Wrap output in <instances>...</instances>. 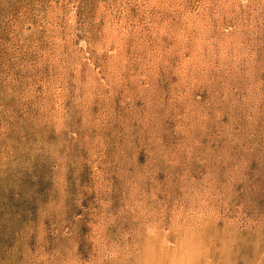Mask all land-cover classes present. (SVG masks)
I'll use <instances>...</instances> for the list:
<instances>
[{"label":"rangeland","instance_id":"1","mask_svg":"<svg viewBox=\"0 0 264 264\" xmlns=\"http://www.w3.org/2000/svg\"><path fill=\"white\" fill-rule=\"evenodd\" d=\"M0 264H264V0H0Z\"/></svg>","mask_w":264,"mask_h":264}]
</instances>
